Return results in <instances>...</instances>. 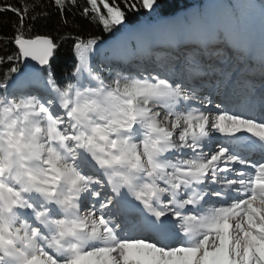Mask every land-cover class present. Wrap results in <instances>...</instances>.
<instances>
[{
	"label": "snow or ice",
	"instance_id": "1",
	"mask_svg": "<svg viewBox=\"0 0 264 264\" xmlns=\"http://www.w3.org/2000/svg\"><path fill=\"white\" fill-rule=\"evenodd\" d=\"M159 8L160 0H0V264H264V154L210 146L213 132L264 143V122L213 117L204 53L174 62L152 30L127 29L130 14ZM121 29L135 46L101 47ZM233 46L242 48L239 39ZM133 64L152 74L131 76ZM198 94L207 107L193 106ZM42 140L48 163L37 167ZM81 151L99 172L68 163ZM125 193L175 227L129 235Z\"/></svg>",
	"mask_w": 264,
	"mask_h": 264
},
{
	"label": "rangeland",
	"instance_id": "2",
	"mask_svg": "<svg viewBox=\"0 0 264 264\" xmlns=\"http://www.w3.org/2000/svg\"><path fill=\"white\" fill-rule=\"evenodd\" d=\"M263 4H264V0H204V1H202V5L205 7L206 10H203V7L198 9L197 6L191 5L184 12L182 17L184 16L185 19L183 22L185 23L186 27L189 30L193 31L196 29V31L194 33L195 35L198 34L197 31L201 28H202L201 30H205L206 32L207 31L210 32L211 29H207V28L210 27L212 25L213 21L216 19L215 21L217 22V28L215 27V32L217 29L218 30V33H217L218 37H221V33H223L226 36V39H228V41H229V39L234 38V39H239V41L241 42L242 45L244 43H248V42L256 43V45H258V47L262 50V48L264 47V43H263L264 42V30L260 29L259 31H255L254 28H252V26H250V23L247 22V20L251 15H255V12H256L255 10H257L259 8L261 9ZM209 6H211L210 7V8H212L211 12H214V14L209 13V11L207 10V8ZM182 17L179 16L178 18H175L173 16L171 18L166 19V20H169L168 21V27H167L168 30H169V25H170V27L173 26V28H175L173 30H176V33L177 32H184ZM164 20L165 19H163L162 21H160L158 23H154L151 26L141 24V25L137 26L136 28H134L133 30H137L140 27H152V26H155V25L163 22ZM178 21L180 22V25H179V23H177ZM227 25L233 26L232 29L236 33V34L234 33L235 34L234 36H233V34H231L233 31L231 29H228L229 27ZM172 32H175V31H172ZM126 34H129V33L125 32V33L121 34L120 36H118L115 40L104 42V44L101 47L102 48H110L111 46L105 47V45L108 43H111L113 41H116L118 38H120L121 36L126 35ZM134 38L135 37H130L128 42L130 44L134 43V41L137 42V40H135ZM215 39H216V37H215ZM217 40H218V38H217ZM217 43H219V44L212 46L213 49L206 51V53H211V56L213 54L221 53L222 54L221 56H227L228 57L229 52L224 50L225 49L224 48L225 43L220 42V40H218ZM156 45H158V44H156ZM167 53L168 52H166V54ZM186 56H187V54H182L181 56L179 55L175 60L173 59V61L174 62H182ZM211 56H209V58H211ZM93 57H94L93 59L96 61L98 59V53H94ZM178 58H180V59H178ZM213 58L211 59L210 64L214 65L216 62H215V59H213ZM148 63L150 64L151 62H148ZM133 67L134 66H132L130 68H133ZM218 70H221V69L219 68ZM130 75L133 77L142 78V77L151 75V72L150 71L144 72V71H137L136 70L134 73H132ZM141 75H142V77H141ZM216 80H217V77L213 81H216ZM207 81H208V79H207ZM218 94L221 96L224 95L222 92H218ZM194 101L198 104V107H200L201 103H203L204 106L207 107L208 101L204 100L202 102L199 99V95H198L197 99ZM217 106H218V102H217V104L214 102L211 104V107H212L211 109L215 110ZM211 115L216 116L219 114L217 112H212ZM213 134H215L216 139H218V137L220 135H222V134L217 133V132H213ZM218 134H219V136H218ZM216 146L218 147L217 142L213 143L211 147L213 149H215V148H217ZM177 155H180V154H177Z\"/></svg>",
	"mask_w": 264,
	"mask_h": 264
},
{
	"label": "bare ground",
	"instance_id": "3",
	"mask_svg": "<svg viewBox=\"0 0 264 264\" xmlns=\"http://www.w3.org/2000/svg\"><path fill=\"white\" fill-rule=\"evenodd\" d=\"M168 21L169 20H165V21H163V22H161V23H159V24H157V25H155L153 27H140L137 30H144V29L152 30L155 33V35H156V39H155L154 43L159 44V45H162V44L167 43V42H171L172 44H176V43H178V41H190V40H193V39H195V40H198V39L199 40H203L204 38L208 39L209 41H211V40H214L215 37H216L215 28L212 29L210 34L195 36V38L193 36H190L186 32L172 33V32L169 31L170 35L162 34L159 30H160L161 27H166L167 28ZM247 22L250 23V26H252V28H254L255 31H259L260 29L264 30V7H262V9L256 11L255 15H251L248 18ZM231 34H233V36L235 35L234 32H232ZM130 37H135V36L134 35H129V34L123 35L120 38H118L116 41L106 44L105 47H109V46L112 47V46L120 43L121 41H125V40L128 41L130 39ZM134 39L137 40L136 37ZM233 40H234V38L229 39L228 45L227 46L225 45V47H224L225 49L224 50L229 52V55H228L229 61L232 60L233 61L232 62L233 65L235 64L237 69L241 68L245 72H247V71H249L250 65H248V67L243 66L242 65V63H243L242 55H238V54H237V56L234 55L236 53V51H237V48H235L233 46ZM249 44L253 45L252 43H249ZM213 46H215V45H213ZM253 46H254L255 52L258 51L259 52V56H262L264 58V47L261 50L258 47V45H257V47H256V45H253ZM199 51H201V49H199ZM203 53H204L203 60H204L205 63H207V58L209 59V55L206 53V51H204ZM93 55H94V53H89L88 54L89 62L92 60ZM212 67L213 68H210V69H211V71H213L215 73L217 71L215 67H217L218 69L220 68L221 69L220 71H223L225 73L228 72V70H225V69L228 68V64H222L219 61H216V63L214 65L212 64ZM207 79H208V77L206 76L205 80L202 82L203 83V87H205L206 84L210 85L209 83L206 82ZM211 79H212V77H211ZM236 83H238V81ZM216 85H217V89H215V90H218V88L219 89L221 88L218 84H216ZM153 107H155V105H153ZM213 117H215V116H213ZM211 135L214 137L213 133ZM226 146H229V145H226ZM132 230H134V232H137L138 231V227L135 226V227H132L131 229H128V234H130L132 232Z\"/></svg>",
	"mask_w": 264,
	"mask_h": 264
},
{
	"label": "clouds",
	"instance_id": "4",
	"mask_svg": "<svg viewBox=\"0 0 264 264\" xmlns=\"http://www.w3.org/2000/svg\"><path fill=\"white\" fill-rule=\"evenodd\" d=\"M164 119L166 120L167 118L165 117ZM47 143H48V141H44V140L41 141V145H40L41 155H38L36 157V161L38 162L37 167H42L44 164L48 163V155L47 154L49 153V149L44 148V144H47ZM61 147H63V145H61ZM70 154H71V152H70ZM75 155H76V159L74 161L69 159L68 163H75L77 168H79L82 172H84L86 174H91L93 172H99L100 171V169L97 167L93 157L90 154L81 151ZM41 156H43V159L41 158ZM121 200L123 201V203L126 207L133 209L134 213H135L134 215L128 216L126 218V220H122V223L126 225V229H131L133 226H135L137 223H140V222H151L153 224H163L165 222L164 219L155 220L151 217H146L145 214L142 212V206L139 205L127 193H125L121 197ZM165 218L168 220L171 228H174L176 225V222L173 220V218L171 216L165 217ZM24 222H25V218L21 217L20 221L17 224H15L14 227L16 229H19L20 225L23 224Z\"/></svg>",
	"mask_w": 264,
	"mask_h": 264
},
{
	"label": "trees",
	"instance_id": "5",
	"mask_svg": "<svg viewBox=\"0 0 264 264\" xmlns=\"http://www.w3.org/2000/svg\"><path fill=\"white\" fill-rule=\"evenodd\" d=\"M11 2H15V0H11ZM22 3L23 0H20ZM192 2L195 4L198 0H160V8L157 9L155 12H150V10L141 9L138 14H130L129 16V23L127 25V29H131L140 25L142 23L150 24L161 20L162 18L171 16L176 12L186 9L188 5ZM53 28H39L35 29L38 32H46V31H53ZM125 29H121L120 32H116L113 35L109 36L107 33L105 34V41L112 40L117 35L125 32ZM64 55H68L67 53V45H65V49L63 51ZM74 58V53L71 54ZM61 70L63 71V66H61Z\"/></svg>",
	"mask_w": 264,
	"mask_h": 264
}]
</instances>
